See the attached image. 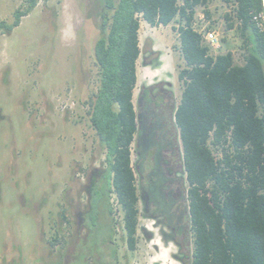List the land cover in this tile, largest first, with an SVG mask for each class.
Wrapping results in <instances>:
<instances>
[{"label": "rangeland", "instance_id": "obj_1", "mask_svg": "<svg viewBox=\"0 0 264 264\" xmlns=\"http://www.w3.org/2000/svg\"><path fill=\"white\" fill-rule=\"evenodd\" d=\"M23 5L24 0H0V22L11 24ZM102 8V0L39 2L10 35L0 31V264H112L110 249L101 244L109 225L104 207L101 223L72 255L77 206L87 209L91 171L106 167V149L89 113L99 85L94 46ZM228 14L232 7L224 0H208L206 9H197V27L217 32L213 55L231 52L235 64L243 65L246 51L238 31L227 29ZM141 24L140 78L146 65L151 71L142 83L156 81L162 68L179 94L184 61L177 24ZM110 199L119 264H182L187 251L168 243L175 235L159 225L169 224V217L151 211L155 220L146 219L139 205L137 244L130 251L122 212Z\"/></svg>", "mask_w": 264, "mask_h": 264}, {"label": "trees", "instance_id": "obj_2", "mask_svg": "<svg viewBox=\"0 0 264 264\" xmlns=\"http://www.w3.org/2000/svg\"><path fill=\"white\" fill-rule=\"evenodd\" d=\"M47 1L24 0L11 24L0 22V31L10 35L39 2ZM224 2L233 13L226 15L227 29H236L243 41V65L235 64L231 52L213 55L197 31V9H206L208 0H102L101 34L94 46L99 85L89 113L107 150L109 202L104 211L112 217L109 203L116 194L130 251L136 248L139 225L131 146L137 131L133 94L141 21L151 27L177 24L173 28L184 67L178 74L183 90L174 116L190 222L187 254L179 260L264 264V0Z\"/></svg>", "mask_w": 264, "mask_h": 264}, {"label": "flooded vegetation", "instance_id": "obj_3", "mask_svg": "<svg viewBox=\"0 0 264 264\" xmlns=\"http://www.w3.org/2000/svg\"><path fill=\"white\" fill-rule=\"evenodd\" d=\"M172 89V84L168 80L161 79L140 88L135 108L137 131L131 146V158L139 197L138 206L141 205L143 217L155 220L156 215H153L151 211L165 214L170 218V223H159V225L169 229L170 233L175 235L168 243L173 242L181 249H186L190 237L187 199L189 186L180 134L175 124L177 101ZM141 124L143 128H139ZM106 171L107 166L103 169L95 167L91 171L87 185V209L82 210L81 205H78L75 214L76 246L74 245L72 249V255L78 251L81 241L88 242V236L101 223L99 210L102 207L105 208L109 202ZM97 193L101 196L99 197ZM94 200L100 202V207L96 211L93 208ZM106 213L110 218L108 211ZM90 218L92 224H88ZM107 223L109 224L107 237L103 243H100L110 249L111 263L119 264V249L114 241L116 228L109 219ZM104 264H107V261Z\"/></svg>", "mask_w": 264, "mask_h": 264}, {"label": "crops", "instance_id": "obj_4", "mask_svg": "<svg viewBox=\"0 0 264 264\" xmlns=\"http://www.w3.org/2000/svg\"><path fill=\"white\" fill-rule=\"evenodd\" d=\"M145 23V22H144ZM147 24V23H146ZM141 26H142V24H141ZM141 28V27H140ZM140 59V58H139ZM139 61V60H138ZM148 68H149V65H146L145 66V76L144 77H142V79L140 78V76H139V69H138V62H137V86H136V88H135V90H134V94H133V104H134V107L136 108L137 107V100H138V96H139V90H140V88L143 86V85H145V84H147V83H142V82H144L145 80H146V78L149 76V74L151 75V71H149L148 70ZM150 69V68H149ZM156 70H158V69H154V71H156ZM164 69H162L161 68V71L159 72V73H157L156 75H155V78H158V79H161V80H168L167 78H165V77H167V72L164 70ZM147 73H148V75H147ZM142 80V81H141ZM179 79H177V81H178ZM140 81H141V84L139 85V83H140ZM169 81V80H168ZM170 82V81H169ZM173 89V92H174V95H175V98H176V101H177V106H176V108L178 107V105L180 104V100H181V95H182V90H179L180 92H179V94L177 93V91L174 89V87H172ZM138 222H139V220H138ZM167 228H165L164 229V231L166 230ZM138 230H139V227H138ZM165 232H167V233H170V231L168 230V231H165ZM190 240V239H189ZM171 243V242H170ZM189 244V243H188ZM188 246V245H187ZM187 246H186V249H184V250H186L187 251ZM180 261V260H179Z\"/></svg>", "mask_w": 264, "mask_h": 264}, {"label": "built area", "instance_id": "obj_5", "mask_svg": "<svg viewBox=\"0 0 264 264\" xmlns=\"http://www.w3.org/2000/svg\"><path fill=\"white\" fill-rule=\"evenodd\" d=\"M255 20H257V18H255ZM203 40L205 41L206 44H208L210 47L215 48L217 47V43H218V34L216 31H211V30H197ZM113 201L115 202V206L121 211V207L118 201V198L116 196V194H113Z\"/></svg>", "mask_w": 264, "mask_h": 264}]
</instances>
